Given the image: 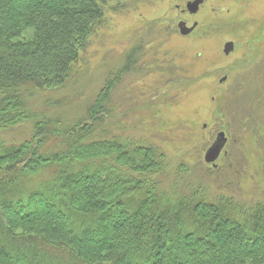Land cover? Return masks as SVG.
I'll use <instances>...</instances> for the list:
<instances>
[{
	"label": "trees",
	"instance_id": "trees-1",
	"mask_svg": "<svg viewBox=\"0 0 264 264\" xmlns=\"http://www.w3.org/2000/svg\"><path fill=\"white\" fill-rule=\"evenodd\" d=\"M106 1L0 0V129L35 120L0 137V264H264L263 202L173 195L156 147L102 135L116 73L77 120L27 107L67 81Z\"/></svg>",
	"mask_w": 264,
	"mask_h": 264
},
{
	"label": "rangeland",
	"instance_id": "rangeland-1",
	"mask_svg": "<svg viewBox=\"0 0 264 264\" xmlns=\"http://www.w3.org/2000/svg\"><path fill=\"white\" fill-rule=\"evenodd\" d=\"M187 1L107 0L67 81L21 95L35 115L73 121L116 73L102 135L156 147L159 188L264 203V0H203L194 13ZM180 21L197 24L182 35ZM34 123L0 129V137L28 139ZM221 131L226 143L208 163Z\"/></svg>",
	"mask_w": 264,
	"mask_h": 264
},
{
	"label": "water",
	"instance_id": "water-1",
	"mask_svg": "<svg viewBox=\"0 0 264 264\" xmlns=\"http://www.w3.org/2000/svg\"><path fill=\"white\" fill-rule=\"evenodd\" d=\"M203 2V0H190L186 3V8L190 13H194L198 10L199 5ZM196 22L192 24V26L188 27L184 21H180L178 23L179 31L182 35L189 34L193 28L196 26ZM233 49V42L228 41L223 46V52L225 54H229L230 51ZM226 143V136L224 135V132H219L216 136L215 141L212 143V145L207 149L204 160L208 163H214V161L219 156L222 148L224 147Z\"/></svg>",
	"mask_w": 264,
	"mask_h": 264
}]
</instances>
